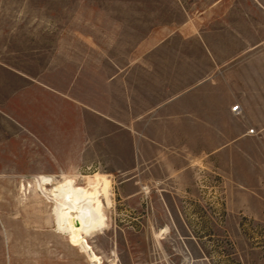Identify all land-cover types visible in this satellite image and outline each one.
<instances>
[{"label":"crops","instance_id":"0c3cea01","mask_svg":"<svg viewBox=\"0 0 264 264\" xmlns=\"http://www.w3.org/2000/svg\"><path fill=\"white\" fill-rule=\"evenodd\" d=\"M175 5L179 20L140 25L119 59L98 50L90 17L71 45L58 37L49 50L41 31L44 49L24 69L1 65L0 175L79 167L97 142L113 152L115 127L121 168L138 167L145 150L159 162L211 160L227 183L264 200V0Z\"/></svg>","mask_w":264,"mask_h":264},{"label":"rangeland","instance_id":"374dc122","mask_svg":"<svg viewBox=\"0 0 264 264\" xmlns=\"http://www.w3.org/2000/svg\"><path fill=\"white\" fill-rule=\"evenodd\" d=\"M178 1L0 0V79H8L1 65L24 69L20 63L44 49L41 31L50 32L49 50L58 37L71 45L73 33L88 31L90 17L98 50L119 59L134 46L140 25L179 20ZM121 136L114 127L112 153L99 151L105 145L97 142L79 167L66 161L71 166L46 173L51 197L95 173L109 180L106 226L90 235L81 231L99 257L93 264H264V200L227 183L211 160L202 166L182 155L159 162L145 150L138 167L121 168ZM16 170L0 175V264H87L85 253L54 229L52 203L37 190L42 173Z\"/></svg>","mask_w":264,"mask_h":264},{"label":"bare ground","instance_id":"6f19581e","mask_svg":"<svg viewBox=\"0 0 264 264\" xmlns=\"http://www.w3.org/2000/svg\"><path fill=\"white\" fill-rule=\"evenodd\" d=\"M51 182V176L38 175L36 185L44 198L52 203L54 229L67 236L71 245L85 253L89 262L99 261L81 231L90 235L106 226L104 208L111 203L109 180L95 173L82 184L62 185L52 197L48 195L47 188Z\"/></svg>","mask_w":264,"mask_h":264},{"label":"built area","instance_id":"2783aa9c","mask_svg":"<svg viewBox=\"0 0 264 264\" xmlns=\"http://www.w3.org/2000/svg\"><path fill=\"white\" fill-rule=\"evenodd\" d=\"M236 108H237V105L231 107V110H232V111H235ZM248 132H249V133H253V129H248Z\"/></svg>","mask_w":264,"mask_h":264}]
</instances>
